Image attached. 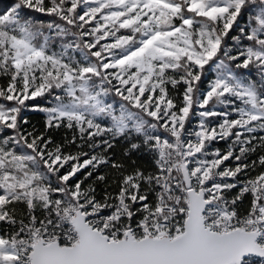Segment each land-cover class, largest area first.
Instances as JSON below:
<instances>
[{
	"label": "snow or ice",
	"instance_id": "snow-or-ice-1",
	"mask_svg": "<svg viewBox=\"0 0 264 264\" xmlns=\"http://www.w3.org/2000/svg\"><path fill=\"white\" fill-rule=\"evenodd\" d=\"M257 258L264 0L0 12V264Z\"/></svg>",
	"mask_w": 264,
	"mask_h": 264
},
{
	"label": "trees",
	"instance_id": "trees-1",
	"mask_svg": "<svg viewBox=\"0 0 264 264\" xmlns=\"http://www.w3.org/2000/svg\"><path fill=\"white\" fill-rule=\"evenodd\" d=\"M14 2H15V0H0V12H3L4 10H6V8L11 6ZM28 118L31 121H36L40 126V124H42V121H43V114H41V113H29ZM194 122L195 121H193L192 124ZM192 124H190L189 126L191 127ZM214 146L220 147V148H225L226 144L224 142H220L219 144H216Z\"/></svg>",
	"mask_w": 264,
	"mask_h": 264
},
{
	"label": "rangeland",
	"instance_id": "rangeland-1",
	"mask_svg": "<svg viewBox=\"0 0 264 264\" xmlns=\"http://www.w3.org/2000/svg\"><path fill=\"white\" fill-rule=\"evenodd\" d=\"M206 76L210 77L211 76V72L206 71ZM34 124H36L37 126H39V124L36 121H32ZM195 123V122H194ZM194 123L192 125H194Z\"/></svg>",
	"mask_w": 264,
	"mask_h": 264
},
{
	"label": "built area",
	"instance_id": "built-area-1",
	"mask_svg": "<svg viewBox=\"0 0 264 264\" xmlns=\"http://www.w3.org/2000/svg\"><path fill=\"white\" fill-rule=\"evenodd\" d=\"M255 264H261V261H260L259 258H257V259L255 260Z\"/></svg>",
	"mask_w": 264,
	"mask_h": 264
}]
</instances>
